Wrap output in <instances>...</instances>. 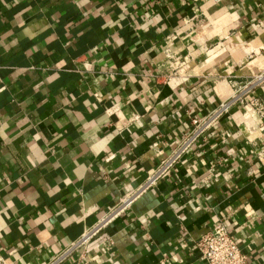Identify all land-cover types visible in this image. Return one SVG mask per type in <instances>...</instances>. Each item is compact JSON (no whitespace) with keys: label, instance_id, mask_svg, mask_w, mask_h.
<instances>
[{"label":"crops","instance_id":"0c3cea01","mask_svg":"<svg viewBox=\"0 0 264 264\" xmlns=\"http://www.w3.org/2000/svg\"><path fill=\"white\" fill-rule=\"evenodd\" d=\"M199 21L195 28L191 26ZM172 57L183 67L167 80ZM264 68V0H0V257L44 264ZM61 264H205L221 220L264 264V117L247 99ZM263 154V153H262Z\"/></svg>","mask_w":264,"mask_h":264},{"label":"built area","instance_id":"2783aa9c","mask_svg":"<svg viewBox=\"0 0 264 264\" xmlns=\"http://www.w3.org/2000/svg\"><path fill=\"white\" fill-rule=\"evenodd\" d=\"M218 1V0H216ZM195 24L199 18L195 16ZM170 69L166 74L167 80L177 74L184 62L178 57L170 58ZM264 84V68L252 74L248 80L235 87L234 92L226 99L220 100L213 108L200 116L190 118V124L181 133L180 138L170 145L169 152L158 162V164L147 174L145 179L129 193L122 196L112 207H110L96 222L90 226L76 241L71 242L57 254L52 256L44 264H61L73 252L82 251L83 260H86L84 250L88 242L100 233L111 221L123 213L133 200L146 188L157 183L158 180L169 175L179 163L183 155L197 142L203 140L220 121L222 116L236 104L242 103L256 87ZM258 117H264V97H253L247 99ZM263 153V154H262ZM264 157V152L258 154ZM195 247L205 264H246L247 254L241 251L235 237L231 234L224 222H215L206 232L195 241ZM0 264H4L0 257Z\"/></svg>","mask_w":264,"mask_h":264}]
</instances>
